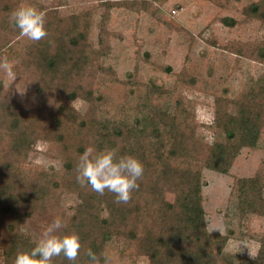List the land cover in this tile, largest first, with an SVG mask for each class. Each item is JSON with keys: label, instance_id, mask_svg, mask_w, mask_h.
<instances>
[{"label": "trees", "instance_id": "trees-1", "mask_svg": "<svg viewBox=\"0 0 264 264\" xmlns=\"http://www.w3.org/2000/svg\"><path fill=\"white\" fill-rule=\"evenodd\" d=\"M92 1L94 6L66 14L60 13L59 3L42 8L48 34L33 42L9 22L21 0H0V60L13 65L15 76L0 68L1 264H14L18 251L33 246L36 240L25 226L36 214L62 216L65 230L80 236L77 260L61 255L53 264H86V250L106 255L112 238L136 241L135 258H145L147 264H220L237 231L232 225L223 233L209 230L202 169L229 174L243 148H259L264 138V75L251 78L232 100L215 97L213 120L203 124L213 139L202 146L195 100L183 93L196 88L200 77L189 56L172 89L141 81L137 67L130 78H120L102 61L112 52L115 34L109 22L114 8L156 15V3L164 0ZM242 12L243 19L226 16L221 22L230 28L243 21L264 26V0H251ZM226 49L264 62V35L250 46L230 40ZM100 75L106 80L99 82ZM19 88L33 89L31 100L17 99ZM163 94L173 104L171 111L160 106ZM78 99L88 102L87 112L74 105ZM39 141L47 143L44 154L56 165L33 164L30 155ZM88 147L115 148L143 162V177L127 203L76 181L75 166ZM183 158H195L201 167L177 164ZM68 195L76 198L69 206L64 202ZM230 199L238 232L253 238V217L264 219V167L251 176L234 177ZM256 239L254 257L243 255L235 264H264V227Z\"/></svg>", "mask_w": 264, "mask_h": 264}, {"label": "rangeland", "instance_id": "rangeland-1", "mask_svg": "<svg viewBox=\"0 0 264 264\" xmlns=\"http://www.w3.org/2000/svg\"><path fill=\"white\" fill-rule=\"evenodd\" d=\"M251 0H164L156 3L158 12L153 15L144 10L114 8L109 29L115 36L111 38L112 52L102 58L104 65L113 66L120 78H130L137 67L139 79L159 88L172 89L177 74L189 56L196 64L199 81L196 88L184 90V94L195 100L196 133L203 135L202 146L213 139L212 133L203 126L211 123L214 117V99L221 96L234 99L248 84L249 80L264 75V62L254 60L247 54L237 55L226 49L230 40H241L250 46L264 35V26L258 21L242 22L230 28L221 22L223 17L243 19V8ZM25 0H21V3ZM40 8L59 3L60 13L79 11L96 3L92 0H29ZM100 10H97L96 18ZM250 51L247 50L246 53ZM169 67V69H168ZM197 74V73H196ZM198 74L196 75L198 77ZM106 79L100 75L99 82ZM104 84V83H103ZM9 85V84H8ZM19 100H31L33 89H17L14 93ZM163 110L171 111L166 94L159 97ZM74 105L83 113L89 109L88 102L78 99ZM205 142V144H204ZM47 143L39 141L30 155L34 165L47 168L57 161L49 159L44 150ZM177 164L201 167L198 160L183 158ZM31 166V164H29ZM27 164V167L29 166ZM264 167V138L257 149L243 148L234 160L229 174H222L203 168V205L210 231L226 232L230 225L236 228L234 239L229 240L220 257V264H235L243 255L253 257L258 248V240L264 227V219L253 217L249 232L253 238L242 235L237 229L235 205L230 199L234 177L251 176L257 168ZM73 195L66 196L67 206L74 204ZM54 217L36 214L25 228L33 239L41 236L44 228ZM136 241L127 238L109 239L106 255L112 264H147L145 258H135ZM253 256L251 255V253ZM2 258L0 255V264Z\"/></svg>", "mask_w": 264, "mask_h": 264}, {"label": "clouds", "instance_id": "clouds-1", "mask_svg": "<svg viewBox=\"0 0 264 264\" xmlns=\"http://www.w3.org/2000/svg\"><path fill=\"white\" fill-rule=\"evenodd\" d=\"M47 11L25 0L13 9L9 22L19 30V35L37 42L47 36ZM10 78H15L13 65L6 58L0 60ZM76 181L81 186H90L91 190L104 195L105 191L115 194L117 203H127L133 191L139 187L143 177V162L132 154H118L115 148L104 147L94 150L86 148L76 164ZM62 216H56L44 228L39 239L30 249L18 251L14 264H53V258L63 256L71 262L77 260L81 250V240L75 230L66 231ZM251 253V252H250ZM253 256V254L251 253ZM86 264H110L111 257L97 254L91 248L86 250ZM254 257V256H253Z\"/></svg>", "mask_w": 264, "mask_h": 264}]
</instances>
